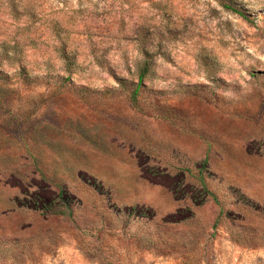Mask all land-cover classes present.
I'll return each instance as SVG.
<instances>
[{
	"label": "rangeland",
	"instance_id": "obj_1",
	"mask_svg": "<svg viewBox=\"0 0 264 264\" xmlns=\"http://www.w3.org/2000/svg\"><path fill=\"white\" fill-rule=\"evenodd\" d=\"M0 264H264V0H0Z\"/></svg>",
	"mask_w": 264,
	"mask_h": 264
},
{
	"label": "trees",
	"instance_id": "obj_2",
	"mask_svg": "<svg viewBox=\"0 0 264 264\" xmlns=\"http://www.w3.org/2000/svg\"><path fill=\"white\" fill-rule=\"evenodd\" d=\"M225 7L227 9L231 10L232 12L239 14L240 16L248 19L247 16H245V14L243 12H241L238 8L231 6V5H228V4H225ZM149 72H150V68H149V64H147V63H145L143 66H141L139 71H138L139 83H138L136 89L131 94V99H132V102L134 104L137 103L140 88H141L142 84L144 83L145 78L148 76Z\"/></svg>",
	"mask_w": 264,
	"mask_h": 264
}]
</instances>
